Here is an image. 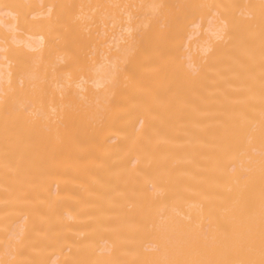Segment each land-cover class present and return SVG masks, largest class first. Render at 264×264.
I'll return each mask as SVG.
<instances>
[{"label": "bare ground", "instance_id": "6f19581e", "mask_svg": "<svg viewBox=\"0 0 264 264\" xmlns=\"http://www.w3.org/2000/svg\"><path fill=\"white\" fill-rule=\"evenodd\" d=\"M0 264H264V0H0Z\"/></svg>", "mask_w": 264, "mask_h": 264}]
</instances>
